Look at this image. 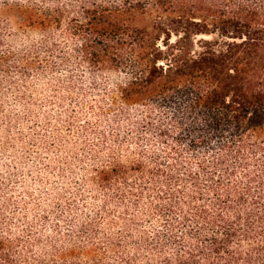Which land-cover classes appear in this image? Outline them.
<instances>
[{"label":"trees","instance_id":"trees-1","mask_svg":"<svg viewBox=\"0 0 264 264\" xmlns=\"http://www.w3.org/2000/svg\"><path fill=\"white\" fill-rule=\"evenodd\" d=\"M28 2L22 27L42 40L22 69L67 65L70 43L120 77L95 113L134 106L131 128L153 136L95 155L100 207L51 212L47 237L0 235V264H264V0Z\"/></svg>","mask_w":264,"mask_h":264},{"label":"rangeland","instance_id":"rangeland-1","mask_svg":"<svg viewBox=\"0 0 264 264\" xmlns=\"http://www.w3.org/2000/svg\"><path fill=\"white\" fill-rule=\"evenodd\" d=\"M28 3L16 9L14 23L0 20V235L10 238L37 227L49 236L43 217L51 212L79 214L84 205L97 210L105 197L86 181L94 156L104 159L112 150L125 157L149 147L153 136L131 128L144 118L134 106L95 113L120 77L78 65L70 43L60 46L68 53L67 65H39L37 58L28 71L22 69L42 40L38 31L22 27L20 12ZM200 39L216 37L196 36L194 42Z\"/></svg>","mask_w":264,"mask_h":264},{"label":"clouds","instance_id":"clouds-1","mask_svg":"<svg viewBox=\"0 0 264 264\" xmlns=\"http://www.w3.org/2000/svg\"><path fill=\"white\" fill-rule=\"evenodd\" d=\"M27 0H0V20L5 24L16 21V9L25 5Z\"/></svg>","mask_w":264,"mask_h":264}]
</instances>
